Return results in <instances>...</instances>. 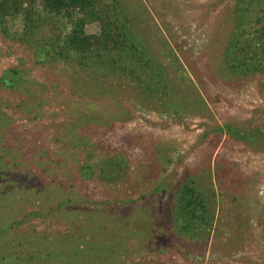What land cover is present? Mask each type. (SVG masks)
Listing matches in <instances>:
<instances>
[{
  "label": "rangeland",
  "instance_id": "1",
  "mask_svg": "<svg viewBox=\"0 0 264 264\" xmlns=\"http://www.w3.org/2000/svg\"><path fill=\"white\" fill-rule=\"evenodd\" d=\"M115 4L139 60L116 69L66 49L79 10L0 16V264H264V67L231 61L264 0Z\"/></svg>",
  "mask_w": 264,
  "mask_h": 264
},
{
  "label": "trees",
  "instance_id": "2",
  "mask_svg": "<svg viewBox=\"0 0 264 264\" xmlns=\"http://www.w3.org/2000/svg\"><path fill=\"white\" fill-rule=\"evenodd\" d=\"M37 0H2L0 2V16L3 20L7 16H24L28 26L32 23L30 11L24 7L36 3ZM118 0H41L45 12L54 16H72V11L79 10L82 17L69 21L71 32L64 41L66 49L79 54L82 58H89L93 62L108 63V67L119 68V64L128 60L139 62L132 53L135 46L128 43L127 27L123 19H112L111 13L118 16ZM100 22L99 35H88L85 27L89 23ZM128 45V46H127ZM238 46V47H237ZM232 50V68L242 73L264 67V34L252 40H244ZM136 59V61H134ZM124 67H126L124 65ZM151 67L148 61L144 69ZM133 66L131 70H133ZM4 85L15 87L21 82V73L11 69L4 72L2 77ZM194 183H189L186 190L180 196V219L186 231L210 230L212 219L208 215V207L205 198L196 194ZM196 228V229H195Z\"/></svg>",
  "mask_w": 264,
  "mask_h": 264
}]
</instances>
